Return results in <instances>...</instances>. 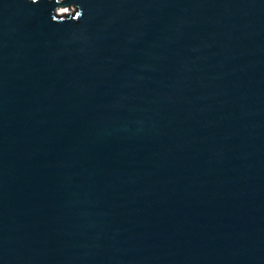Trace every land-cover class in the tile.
I'll return each mask as SVG.
<instances>
[{"label":"water","instance_id":"water-1","mask_svg":"<svg viewBox=\"0 0 264 264\" xmlns=\"http://www.w3.org/2000/svg\"><path fill=\"white\" fill-rule=\"evenodd\" d=\"M0 264H264V0H0Z\"/></svg>","mask_w":264,"mask_h":264},{"label":"rangeland","instance_id":"rangeland-1","mask_svg":"<svg viewBox=\"0 0 264 264\" xmlns=\"http://www.w3.org/2000/svg\"><path fill=\"white\" fill-rule=\"evenodd\" d=\"M59 11L62 12V13H68L71 10H69L67 7H65V8H60Z\"/></svg>","mask_w":264,"mask_h":264}]
</instances>
